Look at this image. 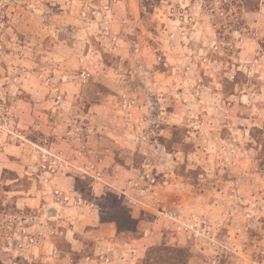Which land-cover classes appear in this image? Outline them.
Masks as SVG:
<instances>
[{
  "label": "rangeland",
  "instance_id": "obj_1",
  "mask_svg": "<svg viewBox=\"0 0 264 264\" xmlns=\"http://www.w3.org/2000/svg\"><path fill=\"white\" fill-rule=\"evenodd\" d=\"M0 264H264V0H0Z\"/></svg>",
  "mask_w": 264,
  "mask_h": 264
},
{
  "label": "crops",
  "instance_id": "obj_2",
  "mask_svg": "<svg viewBox=\"0 0 264 264\" xmlns=\"http://www.w3.org/2000/svg\"><path fill=\"white\" fill-rule=\"evenodd\" d=\"M87 214V213H86ZM85 214V215H86ZM85 220H87V215H86V217H85ZM99 223H98V218L96 219V223H95V225H98ZM104 224H106V223H104ZM108 225V226H107ZM107 225H104V226H107V227H105L106 229L104 230V229H102L104 232H106V231H109V232H111V234H113V233H115V232H117V226H115V223L114 222H111V223H108ZM88 235V234H87ZM102 238H104L103 236H102ZM105 242H103V243H106L107 244V240L108 239H103ZM98 243H101V241H98ZM103 243H101V246H102V244Z\"/></svg>",
  "mask_w": 264,
  "mask_h": 264
},
{
  "label": "snow or ice",
  "instance_id": "obj_3",
  "mask_svg": "<svg viewBox=\"0 0 264 264\" xmlns=\"http://www.w3.org/2000/svg\"><path fill=\"white\" fill-rule=\"evenodd\" d=\"M98 194L102 195L101 193H98Z\"/></svg>",
  "mask_w": 264,
  "mask_h": 264
}]
</instances>
